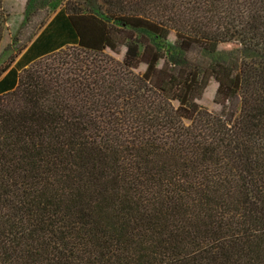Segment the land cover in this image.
Masks as SVG:
<instances>
[{"label": "trees", "instance_id": "1", "mask_svg": "<svg viewBox=\"0 0 264 264\" xmlns=\"http://www.w3.org/2000/svg\"><path fill=\"white\" fill-rule=\"evenodd\" d=\"M64 11L75 57L0 96V264H264V0Z\"/></svg>", "mask_w": 264, "mask_h": 264}, {"label": "rangeland", "instance_id": "2", "mask_svg": "<svg viewBox=\"0 0 264 264\" xmlns=\"http://www.w3.org/2000/svg\"><path fill=\"white\" fill-rule=\"evenodd\" d=\"M67 0H2L4 13L7 15L4 23L3 44L2 48L7 50L14 49L20 51L29 41V36L35 35L44 24L52 17L53 14L59 13V16L66 15L64 6ZM136 37L144 36L158 50L164 51L169 57L179 58L183 53L179 52L174 37L171 35L164 40L151 35L147 32H135ZM2 41V40H1ZM233 47L230 44L220 45L218 53L206 54L200 53V56L207 59L209 62L227 61L230 58L236 57L235 53H225ZM124 50L121 49L118 55L109 51H105L108 58L114 61H120ZM75 57V52L71 47H66L61 51L46 57L37 63L43 70H52L60 66L63 62H67ZM6 59L0 55V69L4 68ZM144 67L140 66L139 71H143ZM216 91V84L210 80L204 90L198 104L208 111L216 114L219 113L220 107L214 104L213 98Z\"/></svg>", "mask_w": 264, "mask_h": 264}, {"label": "crops", "instance_id": "3", "mask_svg": "<svg viewBox=\"0 0 264 264\" xmlns=\"http://www.w3.org/2000/svg\"><path fill=\"white\" fill-rule=\"evenodd\" d=\"M29 38L19 52L10 49L5 53L2 48L3 39L0 42V55L6 59L5 70L0 73V96L12 91L17 85L19 74L32 64L66 47L76 45V37L68 24L67 15L63 17L59 13L53 14Z\"/></svg>", "mask_w": 264, "mask_h": 264}]
</instances>
